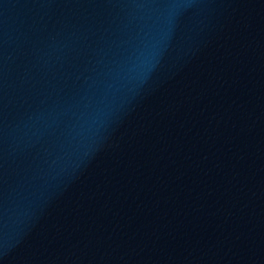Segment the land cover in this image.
<instances>
[{"label": "water", "instance_id": "obj_1", "mask_svg": "<svg viewBox=\"0 0 264 264\" xmlns=\"http://www.w3.org/2000/svg\"><path fill=\"white\" fill-rule=\"evenodd\" d=\"M0 264H264V0H0Z\"/></svg>", "mask_w": 264, "mask_h": 264}]
</instances>
